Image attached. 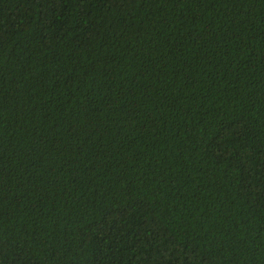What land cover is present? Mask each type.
I'll return each instance as SVG.
<instances>
[{"label": "trees", "instance_id": "obj_1", "mask_svg": "<svg viewBox=\"0 0 264 264\" xmlns=\"http://www.w3.org/2000/svg\"><path fill=\"white\" fill-rule=\"evenodd\" d=\"M0 264H264V0H0Z\"/></svg>", "mask_w": 264, "mask_h": 264}]
</instances>
